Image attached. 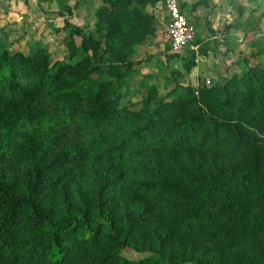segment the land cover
Here are the masks:
<instances>
[{"label":"trees","instance_id":"trees-1","mask_svg":"<svg viewBox=\"0 0 264 264\" xmlns=\"http://www.w3.org/2000/svg\"><path fill=\"white\" fill-rule=\"evenodd\" d=\"M156 3L64 20L74 64L0 47V264H264V66L122 106Z\"/></svg>","mask_w":264,"mask_h":264},{"label":"rangeland","instance_id":"rangeland-1","mask_svg":"<svg viewBox=\"0 0 264 264\" xmlns=\"http://www.w3.org/2000/svg\"><path fill=\"white\" fill-rule=\"evenodd\" d=\"M208 1L190 0L189 4L181 6L184 8L183 13L188 21L195 27L196 36L192 48L188 46L179 53L173 54L176 58H170L172 52L168 48L164 27L166 22L164 21L159 38L155 35L133 49V54L129 59L139 63L133 66L132 77L123 90L126 94L124 93L121 100L122 106L130 108L131 104H139L148 87L152 86L157 90L158 98H162L165 102L174 100L176 96L170 93L174 88L172 72L180 74L177 80L179 86H191V76L193 78V68L197 59L215 75L226 74V78L231 76L230 67L226 70L215 67V70L209 67L212 60L204 58L206 49L217 48L216 45L213 47L209 45L204 49L197 44L204 39L207 29H210L209 17L215 14ZM100 3L101 0H78L76 2L74 0H0V47L5 48L11 54L18 52L24 55H31L36 48L43 47L49 55L50 64L56 61L74 64L80 56L73 60L68 58L65 40L67 32L63 29L64 20L74 26H81L86 32H92L95 24V11L101 6ZM156 4L164 5L163 0H157ZM196 7H199L198 15H193ZM256 9V13L264 15V0L258 2ZM237 25L236 29L243 28V31L248 34L243 39L251 40L253 45L243 52H238L241 59L234 69L237 72L234 75L241 74L247 68L245 61L250 62L251 65L258 63L264 66V17L256 22L253 20L238 22ZM246 52L251 53L245 55ZM221 78L219 76L216 82L217 75L213 76L208 85L222 83L225 78L222 80ZM207 79L204 77L198 79V84L194 88L201 83L206 85ZM122 255L130 260H139L149 256L148 253H137L129 248L123 249Z\"/></svg>","mask_w":264,"mask_h":264},{"label":"crops","instance_id":"crops-1","mask_svg":"<svg viewBox=\"0 0 264 264\" xmlns=\"http://www.w3.org/2000/svg\"><path fill=\"white\" fill-rule=\"evenodd\" d=\"M178 1L181 10L184 12V8H182L181 6L184 4L186 5L189 4L190 0H178ZM260 1L262 0H209L208 1L209 2L208 4L211 6V8H213L215 14L209 17L208 20L211 22L210 29H207V32L204 34V39L199 42L200 44L199 43L197 44L202 46V48L204 49L206 48V46L209 45H212V47L214 45L217 46V48L213 47L212 49H206L204 53L205 54L204 58L206 60H212L211 64H209V67H212L214 69L215 67H221L222 70H226L228 67H230L229 73L230 74L232 73L231 75L237 73L234 69L237 65H239V61L241 59L239 58L238 52L240 51L243 52V50L247 48H251L253 42L247 39L244 40L243 39L244 36L248 34H246L243 31V28L236 29V26H238L237 25L238 22L242 23L247 20L249 21L253 20L256 22L264 17V15L255 12L257 10L256 8L258 2ZM195 9L196 10L195 12H193V15L196 14L198 15L199 7H196ZM146 12L154 17V27L156 29L155 35L157 36V38H159L160 35L162 34L161 31L162 24L164 21L166 22L165 10L163 6L156 4L155 6H148L146 8ZM237 20L238 22H236ZM77 26L81 27L79 25ZM164 27L166 31V25ZM167 42H168V38H167ZM189 47H192V44ZM250 53L246 52V54L245 53L244 54L247 55ZM196 62L197 63L193 68V78L191 76L192 87L197 85L198 79H203V77L208 78L207 81H209L213 76L216 77L217 75L218 79L216 80V82L219 80V76L222 78L227 77L226 74L215 75L214 72L212 73L206 67H204V63L201 62L199 59H197ZM212 64L213 66H211Z\"/></svg>","mask_w":264,"mask_h":264},{"label":"built area","instance_id":"built-area-1","mask_svg":"<svg viewBox=\"0 0 264 264\" xmlns=\"http://www.w3.org/2000/svg\"><path fill=\"white\" fill-rule=\"evenodd\" d=\"M163 3L169 48L172 53L176 54L192 44L196 36L195 27L181 10L178 0H163ZM209 83L206 81V85Z\"/></svg>","mask_w":264,"mask_h":264}]
</instances>
